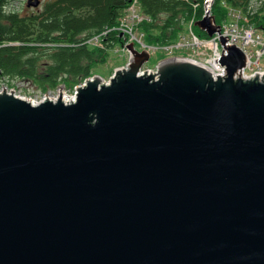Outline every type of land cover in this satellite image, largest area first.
Instances as JSON below:
<instances>
[{"label":"water","instance_id":"95a60500","mask_svg":"<svg viewBox=\"0 0 264 264\" xmlns=\"http://www.w3.org/2000/svg\"><path fill=\"white\" fill-rule=\"evenodd\" d=\"M220 42L215 79L129 44L71 100L0 90V264H264V74Z\"/></svg>","mask_w":264,"mask_h":264},{"label":"trees","instance_id":"16d2710c","mask_svg":"<svg viewBox=\"0 0 264 264\" xmlns=\"http://www.w3.org/2000/svg\"><path fill=\"white\" fill-rule=\"evenodd\" d=\"M7 1L0 0V83L21 78L42 92L54 90L60 84L74 88L89 77L93 65L103 59L104 46L124 42L113 27L133 2L48 0L42 10L24 14L6 10ZM203 1L137 0L140 12L150 18L137 23L145 43H175L182 25L202 16ZM248 2L213 0L210 13L216 23H221L229 7L244 10ZM253 21L264 28V3ZM192 29L199 36L208 37L196 25ZM97 35L103 47L88 42Z\"/></svg>","mask_w":264,"mask_h":264},{"label":"built area","instance_id":"2783aa9c","mask_svg":"<svg viewBox=\"0 0 264 264\" xmlns=\"http://www.w3.org/2000/svg\"><path fill=\"white\" fill-rule=\"evenodd\" d=\"M213 0H204V12L210 8ZM18 0H9L5 4L8 11H19L20 7L17 5ZM264 0H249L245 9L229 7L227 17L219 23V30L211 37L205 38L197 35L190 28L185 35L180 36L176 45L171 46L178 48L184 47L189 49L188 54L183 57L187 61L197 63L204 67L211 76L215 79L217 75L224 77L226 75L225 66L219 62V58L223 53H226L220 43V37L225 38V45L234 44L241 49L245 55L244 66L240 68L237 75L241 78H247L258 74H264V29L257 28L253 22V18L259 14ZM136 0L128 7L127 12L120 19V22L115 26L114 30H122L121 34L127 33L131 36L132 25L139 22L144 15L136 9ZM148 19V18H147ZM125 21H131V26H128ZM105 33V32H104ZM103 33V34H104ZM100 36L93 37V40L99 41ZM93 43V42H92ZM147 47V46H144ZM169 47V46H168ZM168 47H163L168 49ZM155 49L154 47H147V49Z\"/></svg>","mask_w":264,"mask_h":264},{"label":"rangeland","instance_id":"374dc122","mask_svg":"<svg viewBox=\"0 0 264 264\" xmlns=\"http://www.w3.org/2000/svg\"><path fill=\"white\" fill-rule=\"evenodd\" d=\"M48 0H40V3L38 6H28L27 5V0H18L17 5L20 7V13H31V12H38L42 10L45 2ZM196 6V5H194ZM150 20V18L148 19ZM128 26H131V21H125ZM137 23L136 25H132V33L131 36L128 35L127 33H124L121 37L124 42H117L113 44L110 47H105L104 44L99 40H93L91 43L100 47L104 46V56L101 61L93 65L91 75H97L101 77V79L107 81L115 72L116 69L122 68L125 66L126 62L128 61L129 57L132 55L129 53L128 49L126 46L129 44L134 45L137 50H140L143 48V44H146L144 41V35L140 30L137 28ZM190 28V24L188 22L184 23L182 25V28L177 34L183 35L185 34ZM116 32V35L119 34L122 30H114ZM125 39L124 37L127 36ZM133 41V43L131 42ZM126 43V44H125ZM172 45H176L172 44ZM126 48V49H125ZM189 49H185L184 47H178L171 50V46L168 47V49H159L153 52L149 58V60L146 63L142 64L143 69H155V66L159 61H162L165 57H171V56H178V57H183L186 54H188ZM10 90L13 91L16 95H19L21 97H25L27 99H31L34 101H39L43 97H50V98H55L59 94L61 95L62 98L64 96H72L74 94L75 88H71L69 85L65 84H60L59 87H57L54 90H48L46 92L40 91L35 84L32 82H29L28 80L17 78V79H11L10 81H3L0 83V90Z\"/></svg>","mask_w":264,"mask_h":264},{"label":"bare ground","instance_id":"6f19581e","mask_svg":"<svg viewBox=\"0 0 264 264\" xmlns=\"http://www.w3.org/2000/svg\"><path fill=\"white\" fill-rule=\"evenodd\" d=\"M183 60H184V59H183ZM63 99H64L65 101H66V100H71V99H72V96H68V97H67V96H64Z\"/></svg>","mask_w":264,"mask_h":264}]
</instances>
